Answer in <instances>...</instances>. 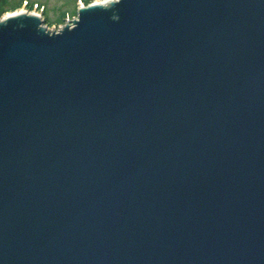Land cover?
I'll return each mask as SVG.
<instances>
[{
  "label": "water",
  "instance_id": "1",
  "mask_svg": "<svg viewBox=\"0 0 264 264\" xmlns=\"http://www.w3.org/2000/svg\"><path fill=\"white\" fill-rule=\"evenodd\" d=\"M0 17V264H264V0Z\"/></svg>",
  "mask_w": 264,
  "mask_h": 264
},
{
  "label": "rangeland",
  "instance_id": "2",
  "mask_svg": "<svg viewBox=\"0 0 264 264\" xmlns=\"http://www.w3.org/2000/svg\"><path fill=\"white\" fill-rule=\"evenodd\" d=\"M19 1V0H18ZM25 2L16 11L40 13L46 17L48 26L53 29L58 26L57 20L67 12L65 19H73L82 0H24ZM97 1V0H95ZM84 2V1H83ZM45 11H48L46 15ZM59 27V26H58Z\"/></svg>",
  "mask_w": 264,
  "mask_h": 264
},
{
  "label": "trees",
  "instance_id": "3",
  "mask_svg": "<svg viewBox=\"0 0 264 264\" xmlns=\"http://www.w3.org/2000/svg\"><path fill=\"white\" fill-rule=\"evenodd\" d=\"M84 1H85V3H91L94 0H84ZM24 2H25L24 0H19V1L18 0H0V16L5 15L7 12L19 9L20 6H22V4ZM45 12H46L45 14L47 15L48 11H45ZM76 12L78 13V10ZM66 14H67V12H65L64 15L57 20V22L63 23ZM45 19H46V17H45Z\"/></svg>",
  "mask_w": 264,
  "mask_h": 264
},
{
  "label": "bare ground",
  "instance_id": "4",
  "mask_svg": "<svg viewBox=\"0 0 264 264\" xmlns=\"http://www.w3.org/2000/svg\"><path fill=\"white\" fill-rule=\"evenodd\" d=\"M105 2H108V0H97V1H95V2H93V3H105Z\"/></svg>",
  "mask_w": 264,
  "mask_h": 264
}]
</instances>
